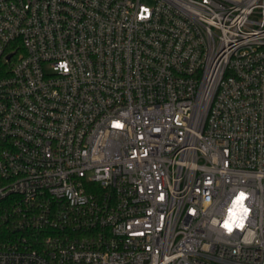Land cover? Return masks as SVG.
Wrapping results in <instances>:
<instances>
[{"label":"built area","instance_id":"obj_1","mask_svg":"<svg viewBox=\"0 0 264 264\" xmlns=\"http://www.w3.org/2000/svg\"><path fill=\"white\" fill-rule=\"evenodd\" d=\"M0 264H264V0H0Z\"/></svg>","mask_w":264,"mask_h":264}]
</instances>
